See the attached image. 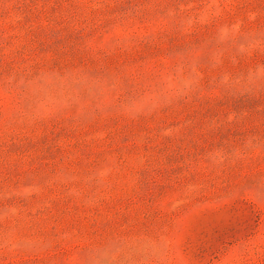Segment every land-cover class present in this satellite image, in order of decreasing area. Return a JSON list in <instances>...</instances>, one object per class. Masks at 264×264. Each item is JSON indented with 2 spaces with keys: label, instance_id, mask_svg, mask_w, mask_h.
Segmentation results:
<instances>
[{
  "label": "rangeland",
  "instance_id": "obj_1",
  "mask_svg": "<svg viewBox=\"0 0 264 264\" xmlns=\"http://www.w3.org/2000/svg\"><path fill=\"white\" fill-rule=\"evenodd\" d=\"M0 264H264V0H0Z\"/></svg>",
  "mask_w": 264,
  "mask_h": 264
}]
</instances>
